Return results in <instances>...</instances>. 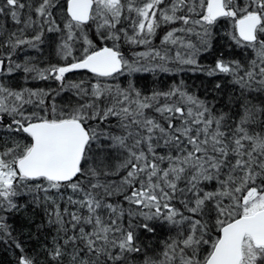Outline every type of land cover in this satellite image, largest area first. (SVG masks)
I'll return each mask as SVG.
<instances>
[{
  "label": "snow or ice",
  "instance_id": "6c2138e0",
  "mask_svg": "<svg viewBox=\"0 0 264 264\" xmlns=\"http://www.w3.org/2000/svg\"><path fill=\"white\" fill-rule=\"evenodd\" d=\"M4 264H264V0H0Z\"/></svg>",
  "mask_w": 264,
  "mask_h": 264
},
{
  "label": "trees",
  "instance_id": "16d2710c",
  "mask_svg": "<svg viewBox=\"0 0 264 264\" xmlns=\"http://www.w3.org/2000/svg\"><path fill=\"white\" fill-rule=\"evenodd\" d=\"M6 260H7V257L3 253H0V264H4Z\"/></svg>",
  "mask_w": 264,
  "mask_h": 264
}]
</instances>
